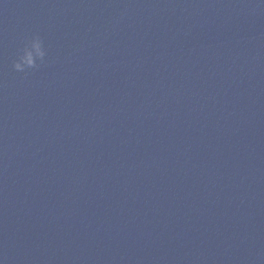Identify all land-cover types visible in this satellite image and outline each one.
Returning <instances> with one entry per match:
<instances>
[{"label": "water", "instance_id": "1", "mask_svg": "<svg viewBox=\"0 0 264 264\" xmlns=\"http://www.w3.org/2000/svg\"><path fill=\"white\" fill-rule=\"evenodd\" d=\"M0 259L264 264V4L0 0Z\"/></svg>", "mask_w": 264, "mask_h": 264}, {"label": "clouds", "instance_id": "2", "mask_svg": "<svg viewBox=\"0 0 264 264\" xmlns=\"http://www.w3.org/2000/svg\"><path fill=\"white\" fill-rule=\"evenodd\" d=\"M259 3L264 4V0H259ZM47 62L48 50L44 39L39 33H35L27 37L22 47L17 50L12 67L15 72L27 76ZM0 264H3V259H0Z\"/></svg>", "mask_w": 264, "mask_h": 264}]
</instances>
